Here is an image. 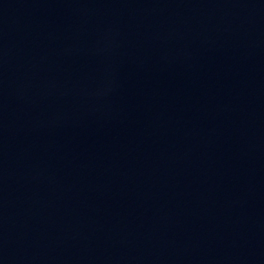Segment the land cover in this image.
<instances>
[{
    "label": "water",
    "instance_id": "1",
    "mask_svg": "<svg viewBox=\"0 0 264 264\" xmlns=\"http://www.w3.org/2000/svg\"><path fill=\"white\" fill-rule=\"evenodd\" d=\"M0 264H264V0H0Z\"/></svg>",
    "mask_w": 264,
    "mask_h": 264
}]
</instances>
